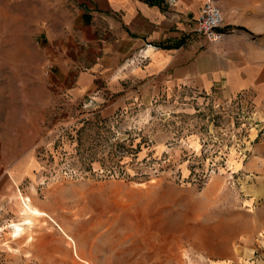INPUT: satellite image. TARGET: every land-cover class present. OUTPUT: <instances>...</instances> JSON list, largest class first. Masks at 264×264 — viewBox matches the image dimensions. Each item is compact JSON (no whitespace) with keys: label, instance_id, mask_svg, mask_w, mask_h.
Masks as SVG:
<instances>
[{"label":"rangeland","instance_id":"obj_1","mask_svg":"<svg viewBox=\"0 0 264 264\" xmlns=\"http://www.w3.org/2000/svg\"><path fill=\"white\" fill-rule=\"evenodd\" d=\"M57 1L0 0V264H264V103L75 98Z\"/></svg>","mask_w":264,"mask_h":264},{"label":"crops","instance_id":"obj_2","mask_svg":"<svg viewBox=\"0 0 264 264\" xmlns=\"http://www.w3.org/2000/svg\"><path fill=\"white\" fill-rule=\"evenodd\" d=\"M212 1L218 42L193 31L206 0H59L68 17L48 61L75 98L101 89L137 103L188 87L264 103V0Z\"/></svg>","mask_w":264,"mask_h":264},{"label":"built area","instance_id":"obj_3","mask_svg":"<svg viewBox=\"0 0 264 264\" xmlns=\"http://www.w3.org/2000/svg\"><path fill=\"white\" fill-rule=\"evenodd\" d=\"M165 1L171 2V0ZM222 27L223 16L220 9L212 0H206L194 20L193 31L204 36L210 42H218L224 35L221 31ZM141 58L146 59L145 57Z\"/></svg>","mask_w":264,"mask_h":264},{"label":"bare ground","instance_id":"obj_4","mask_svg":"<svg viewBox=\"0 0 264 264\" xmlns=\"http://www.w3.org/2000/svg\"><path fill=\"white\" fill-rule=\"evenodd\" d=\"M23 200V199H22ZM23 202V201H22ZM27 203H25V212L30 216V215H35V214H39V212L37 211V209L31 207L30 200L27 199L26 200ZM28 222V221H27ZM22 225V224H21ZM21 225H17V224H13L12 225V231H11V236L13 237H20L22 235L23 232V228ZM25 225V224H23Z\"/></svg>","mask_w":264,"mask_h":264}]
</instances>
